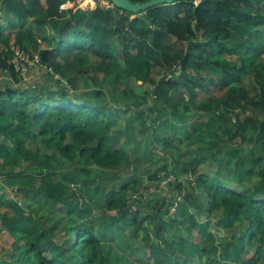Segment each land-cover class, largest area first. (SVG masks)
<instances>
[{"label": "trees", "instance_id": "16d2710c", "mask_svg": "<svg viewBox=\"0 0 264 264\" xmlns=\"http://www.w3.org/2000/svg\"><path fill=\"white\" fill-rule=\"evenodd\" d=\"M67 1L0 0L6 20L0 25V228L15 240L7 251L0 248V264H134L126 251L140 256V243L153 264H185L178 255L190 248L203 264H264V63L254 66L263 70L254 96L244 80L245 60L227 59L244 55L254 38L264 40L258 37L264 0H180L138 13L117 6L66 12ZM170 37L188 47L174 49ZM30 46L38 65L26 78L12 60L15 48L30 54ZM72 51L75 74L65 75L59 58ZM210 61L219 73H198ZM51 71L67 83L56 85ZM133 81L145 86L143 94L135 95ZM214 87V95L199 100ZM152 124L189 129L186 137L196 136L204 151L184 164L173 159L184 141L175 145L174 134L163 139L173 160L164 165L165 176L195 175L194 183H170V197L149 195V187L132 180L106 193L109 219L97 221L90 205L54 179L59 167L81 162L106 172L122 166L127 150L116 148L110 133H131L142 144ZM248 148L255 155L245 174L256 180L234 189L231 182L242 174L236 153ZM140 192L146 196L132 199ZM138 202L149 206L148 214L134 209ZM173 206L195 225L199 214L217 218L214 225L232 239L208 227L193 243L167 237L163 217L175 220ZM128 232L129 240L142 237L139 245H121Z\"/></svg>", "mask_w": 264, "mask_h": 264}, {"label": "rangeland", "instance_id": "374dc122", "mask_svg": "<svg viewBox=\"0 0 264 264\" xmlns=\"http://www.w3.org/2000/svg\"><path fill=\"white\" fill-rule=\"evenodd\" d=\"M45 1V0H44ZM198 3V2H197ZM69 10H64L66 12H69L70 10H74L73 8H70L68 6ZM69 14V13H68ZM5 15L1 12L0 7V25H3L6 20L4 19ZM52 33V32H50ZM264 34L259 33L258 37L263 36ZM255 41H257L253 46L250 47L249 51H247L244 55H238V54H229L227 56V59L232 61H239L241 59H244L247 66H249L250 71L244 76V80L248 86V88L253 92V95L256 96L259 94V86L256 82L255 76L257 77L258 73H262L263 70L261 68L257 70L254 69V66L260 63H264V40H259L257 37L254 38ZM5 42V41H4ZM169 44L174 49H185L188 47L186 43H182L177 40L176 37H170L168 38ZM237 42V41H234ZM9 43V40L5 42L7 45ZM4 44V43H3ZM30 58H28L27 54L24 55L23 53L16 54L15 58L12 60V63L19 62L22 73L25 75L26 78H28L29 73L32 69L36 68L38 65V61L36 58L38 57V52L35 49L34 46H30ZM63 51V50H62ZM214 53H216L217 49H213ZM64 53V51H63ZM75 53V51L68 52L67 54L62 55L59 60L62 61L63 67H64V73L65 75H73L75 74L72 71V68L70 67V63L72 62V56ZM213 53V54H214ZM98 60H93L92 64L95 66L97 64ZM215 65L213 62H209L208 65H206L201 71L198 73H211L213 76H216L219 72L215 70ZM24 68V70H23ZM87 71L91 72V75H94V72L89 68ZM19 73H21L19 71ZM22 75V74H21ZM22 75V76H23ZM50 75L54 77L55 84H65L67 83V78L64 76H56L54 75V72L51 71ZM25 78V79H26ZM100 79L102 82V85L100 88L106 89L107 86V79L104 75H100ZM109 85V83H108ZM116 83H110V87H115ZM132 86L134 87V93L137 94H143L145 86L141 85V83L133 81ZM80 91L85 92V89H81ZM214 92H216V87L213 88L212 92H208L204 95V93L200 96V101H204L207 99V96H211ZM72 93V92H71ZM79 93V92H77ZM74 93V94H77ZM81 93V92H80ZM73 94V93H72ZM180 94V93H179ZM177 94V98L174 101H179L180 96ZM214 95V94H213ZM86 96V95H84ZM87 97V96H86ZM84 97H82L83 99ZM110 108L115 110L116 106L114 104L110 105ZM144 109H146L144 107ZM135 112L134 108L130 111V113H122V117H130ZM143 117H141V121H143ZM139 121V120H138ZM121 123L123 121H120ZM152 132L150 133V140L144 141L142 144L138 143L137 140L133 137L131 133H125L124 131H113L110 133L112 140L114 141V145L116 148L123 147L127 150L128 156H129V162L123 164L122 166L114 169L113 171H102L99 168H89L85 169V164L80 163L78 166H61L57 170H55V174L53 175L54 179H56L59 182L64 181L66 186L72 190H74L77 195L74 197L79 203L81 204H88L92 208V214L95 220L97 221H105L109 219L108 214L105 211L107 200H106V193L111 190H119L121 187V184H125L132 180H138L140 181L144 188L149 187L148 194L149 195H158L162 197H170V183H176L180 181H184L185 183H188L189 181H193L194 183V176L192 175H185V176H176L174 174H169L168 177L165 176V170L164 165L172 166L173 160L171 159L172 156L169 154V150L164 148L163 145V139L166 136H172L174 134V144L179 145V139H182L184 142L180 144L182 146V152L180 154H177L174 156L173 159H178L179 162H183L184 164H187L194 158H198L200 155L204 153L203 150H200L198 148V138L196 136L192 137V140L187 138V136L190 135V130L187 128H184L183 126H174L171 129H168L166 126H160L152 124ZM176 135V136H175ZM128 140V141H127ZM225 146V145H224ZM254 152L252 149H247L246 153H236V159L239 158L240 161H242V164L239 165L240 171H241V177L239 180L231 182L234 189L238 188L239 186L243 185H250V181L246 178V172L244 169V166L247 164V162L252 161L254 159ZM201 166V165H200ZM199 166V167H200ZM198 167V169H199ZM156 172H159L156 173ZM156 174L158 179L151 180L152 175ZM159 175H162L164 177H159ZM65 179H71L70 181L66 182ZM258 179V178H257ZM256 177L253 179L252 182H255ZM146 186V187H145ZM198 187V186H197ZM236 187V188H235ZM199 191L201 190L198 187ZM146 194V193H145ZM144 193H137L132 197V199H142L146 195ZM206 201V200H205ZM138 208L141 213L148 214L150 209L149 206H146L142 202H138V204H134V209ZM56 205H54L51 210L55 211ZM65 210V209H63ZM172 214L175 216V220H169L167 217H163L164 224L166 226V236L169 238L176 237L181 238L185 237L191 241V243L198 241L199 235H204L206 232L207 227L213 231H215L221 239H227L228 241L232 239V234L229 233V231L222 229L220 227H217L214 225V223L217 221V218L211 217L209 218L207 214H199L197 215V221L198 224H193V220H187L182 216V212L178 207L173 206L171 209ZM192 213V212H191ZM9 214H12L11 211H9ZM127 237L122 236L121 237V245L127 246L130 243L134 241L137 245L142 239L140 236L139 238H133L132 240H129V232L126 233ZM201 236V237H202ZM14 239L10 236V234L4 229L0 228V248H2L4 251H7L11 248V245L14 243ZM141 245V246H140ZM139 245V255L135 256L133 255V252L131 250L126 251V255L132 263L134 264H153V261L149 259L146 255L143 256L144 250L143 246L140 243ZM191 249V248H190ZM188 249L185 253L182 255H178L187 258V261L185 264H203L202 258L200 256L193 255L194 253L191 252V250ZM3 251V252H4ZM191 252V253H190ZM190 253V254H189ZM125 254V251H124ZM4 254H1L0 257H2Z\"/></svg>", "mask_w": 264, "mask_h": 264}, {"label": "built area", "instance_id": "2783aa9c", "mask_svg": "<svg viewBox=\"0 0 264 264\" xmlns=\"http://www.w3.org/2000/svg\"><path fill=\"white\" fill-rule=\"evenodd\" d=\"M68 6H70V8H73L74 10L82 9V10L87 11V10L96 9L98 7H102V8H106V9H112L116 5L111 0H69L61 6V9L62 10H69ZM15 51H16L17 55L20 53H23L24 55L27 54L28 58H30V54L24 52L20 48H15ZM36 60L38 61V57L36 58ZM14 65L16 67V70L20 71L21 74L23 75L24 72L22 73V68H21L19 62L14 63ZM23 70H24V68H23ZM23 76H25V75H23Z\"/></svg>", "mask_w": 264, "mask_h": 264}, {"label": "water", "instance_id": "95a60500", "mask_svg": "<svg viewBox=\"0 0 264 264\" xmlns=\"http://www.w3.org/2000/svg\"><path fill=\"white\" fill-rule=\"evenodd\" d=\"M117 7L121 9H125L130 12H135L138 13L140 11H145L153 6H156L161 3H173L175 1H180V0H149L144 3H135L132 2L131 0H111ZM198 1V0H196Z\"/></svg>", "mask_w": 264, "mask_h": 264}]
</instances>
